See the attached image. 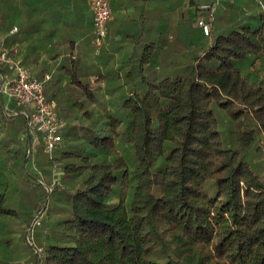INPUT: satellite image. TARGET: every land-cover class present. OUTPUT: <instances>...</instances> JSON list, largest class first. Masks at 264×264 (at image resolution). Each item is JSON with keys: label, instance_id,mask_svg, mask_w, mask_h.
<instances>
[{"label": "trees", "instance_id": "16d2710c", "mask_svg": "<svg viewBox=\"0 0 264 264\" xmlns=\"http://www.w3.org/2000/svg\"><path fill=\"white\" fill-rule=\"evenodd\" d=\"M248 17L216 36L211 25V41L173 75L148 74L143 64L128 71L138 88L115 111L94 109L92 90L69 74L89 106L73 101L79 123L61 129L69 143L47 194L65 212L37 226L36 243L22 239L32 264H264V174L247 159L252 147L264 152V75L253 69L264 61V13L255 29ZM144 49L139 63L151 66L155 46ZM212 105L232 124L230 145ZM43 162L38 154L40 169ZM5 202L1 191V223L18 216ZM15 253L8 239L0 264H13Z\"/></svg>", "mask_w": 264, "mask_h": 264}, {"label": "rangeland", "instance_id": "374dc122", "mask_svg": "<svg viewBox=\"0 0 264 264\" xmlns=\"http://www.w3.org/2000/svg\"><path fill=\"white\" fill-rule=\"evenodd\" d=\"M6 1L14 3L15 0H0V19L4 18L2 13L6 12L8 16L4 18V21L6 24H9L13 19V8L12 5H9ZM197 1L199 4L203 3L200 2L201 0ZM228 1L230 3L231 0H226L219 6H224ZM232 1L236 2V0ZM248 5L249 6H244L238 15L245 18V14L248 13L249 15H247L251 19L250 27L255 29L260 25L259 17L264 12L259 10L252 0ZM219 6L212 14V17L208 16V14L206 15L210 27L213 24L215 27L219 24L218 17L215 15ZM186 10L187 9L183 10L181 26L175 27L172 23L169 25V19L173 21V18L169 17L168 19L166 39L161 41L163 44L161 47V57L163 62L167 64V66L163 68L165 72L161 73L160 77L162 78L166 73L173 75L180 71L183 65L187 63L188 59L199 52L203 45L208 44L212 39L209 38L210 35H204L199 28L197 23L198 11H196L193 6L187 12ZM223 26V31H219L218 33L221 32L225 34L229 31V28L225 27V25ZM218 33L216 31L214 36ZM145 45L144 43L143 49ZM126 50L127 49H119L115 58H121V53H124ZM188 55L189 57H187ZM237 64L240 65L239 63ZM132 69L133 70L129 72L135 75L138 70L137 65L133 66ZM253 69L256 77L261 78L264 75V61L257 63L256 67ZM102 71L103 72L93 66L92 70L78 72L77 76L83 83L88 85L90 90H92V94L95 95L96 102L94 103V109L102 112L105 107L106 111H115V106H117L116 103L125 100L128 91H130L131 88H138V85L136 83L134 85L132 82L128 81L127 76L129 77L130 73L125 71L122 67H118L117 72L113 73L107 72L104 69H102ZM49 74L53 79L52 82L44 83V95L47 99L52 97V89L59 77L58 73L55 74L53 71H50ZM101 74L105 75L106 79L104 82L99 81ZM115 74L119 77L117 81H114ZM109 78H112V80ZM37 80L43 81L44 76L37 78ZM55 92L57 99H55L56 101L54 100V102L56 103L58 115L62 119L63 127L67 124L69 127L75 126L79 123L75 121V117L78 114L74 111L75 109H72L71 104L73 101L77 103L82 102L84 103V107H88L89 104L86 95L80 88L74 87L68 82H66L63 87L55 88ZM7 100L8 98L6 96L0 98V192L6 193L5 207L18 213V216L9 221H4L3 219L2 223L0 222V247H2L5 241L12 239L15 244L16 252L13 257V264H32V255L26 250L24 244H22V239L24 238L26 241L36 243L38 235H40V230L37 226L42 225V221L50 225L64 215V207L60 206L61 203H56L55 195L53 194L49 198L47 193H50L60 182L62 162L59 160V157L61 151L66 149L69 142H66L62 137L61 145L52 156V159H54L53 165L46 164L49 157L47 158L45 156L47 154L42 150V144L35 147V151L32 155L34 156L33 162L32 160L23 162V154L27 153L29 146L25 135V118L22 115L8 117L6 113L7 109L5 111L4 108L8 106L10 109H15V107L13 104H8ZM62 109L63 113L68 115L67 119L60 114ZM211 109L218 120L222 142L225 145L232 144L233 128L229 118L218 107L212 105ZM119 131L121 132L120 136L123 137V128L119 129ZM74 141L77 143L76 139H74ZM257 143L259 142L257 141ZM254 148L255 147H252L249 150L247 159L254 165L255 171L263 175L264 152H256ZM121 153L122 149L120 148L117 155ZM38 154L42 156V160L44 161L42 169L36 164L38 162ZM109 159L112 158L109 157ZM39 209H41V212H39ZM31 216H33L32 221L30 220Z\"/></svg>", "mask_w": 264, "mask_h": 264}, {"label": "crops", "instance_id": "0c3cea01", "mask_svg": "<svg viewBox=\"0 0 264 264\" xmlns=\"http://www.w3.org/2000/svg\"><path fill=\"white\" fill-rule=\"evenodd\" d=\"M250 1L231 0L230 3L219 6L215 14L219 24L216 27L212 25V35L216 31H223V25L230 28L245 20L248 13L245 18L238 14L244 6H249ZM6 2L12 5L13 19L6 24L4 18L8 15L6 12L2 13L4 18L0 19V51H5L20 61L35 79L48 74L50 79L47 82H52L53 77L49 72L58 73L59 77L50 98L53 101L57 99L55 88L63 87L66 82L70 84V73H75L81 81L77 73L92 70L93 66L101 72L104 69L113 73L117 72L118 67L132 71L133 66L143 64V72L158 74L160 78L161 73L165 72L163 68L167 66L161 57V41L166 39L168 19L173 18V21L169 19V25L172 23L175 27L181 26L183 10L187 9V12L192 8L190 0H108L111 17L106 25L107 37L96 56L92 12L85 0ZM13 28L16 31L10 33ZM149 42L155 46L156 60L151 66H145L139 62L143 54V44ZM119 49L127 50L118 59L115 56ZM7 70L5 74L0 73V83L2 79L7 81L13 77V73L8 68ZM105 79V75L101 74L99 81L104 82ZM134 79L137 81L139 77L132 78ZM117 80L119 77L115 74L114 81ZM3 96L5 95L0 94V98ZM7 103L13 104L9 100ZM5 109L9 113L13 111L8 106ZM7 116L13 115L7 113Z\"/></svg>", "mask_w": 264, "mask_h": 264}, {"label": "built area", "instance_id": "2783aa9c", "mask_svg": "<svg viewBox=\"0 0 264 264\" xmlns=\"http://www.w3.org/2000/svg\"><path fill=\"white\" fill-rule=\"evenodd\" d=\"M92 12V34L94 55H99L107 37L106 25L111 17L108 0H85ZM226 0H211L201 3L197 16V23L202 33L210 35V24L206 15L212 17L216 8ZM256 7L264 12V0H253ZM16 31L13 28L10 33ZM0 64L7 66L13 73L9 80L2 79L0 94L7 96L15 109L10 113L25 118V135L28 142L27 160H33V152L38 144V134L41 137L43 151L52 158L54 152L62 143L61 129L63 122L57 112L56 103L44 95V83L50 79L48 74L44 80L33 78L29 70L5 51H0ZM32 156V157H31Z\"/></svg>", "mask_w": 264, "mask_h": 264}]
</instances>
